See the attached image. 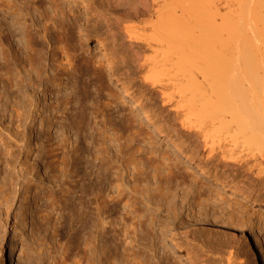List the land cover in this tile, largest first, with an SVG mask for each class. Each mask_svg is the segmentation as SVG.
Returning a JSON list of instances; mask_svg holds the SVG:
<instances>
[{"label": "rangeland", "instance_id": "obj_1", "mask_svg": "<svg viewBox=\"0 0 264 264\" xmlns=\"http://www.w3.org/2000/svg\"><path fill=\"white\" fill-rule=\"evenodd\" d=\"M102 1L59 0L78 15H46L56 0H0V264H10L11 247L20 264H120L129 241L143 240L153 241L156 264L187 261L196 249L197 264H228L208 238L237 247L233 264H264V207L240 202L264 195V170L220 151L206 156L183 111L170 107V86L166 94L146 79L148 66L135 59L142 43L130 47L114 15L86 14ZM28 35L37 53L21 48ZM33 53L44 56L39 73ZM212 218L223 227L201 220Z\"/></svg>", "mask_w": 264, "mask_h": 264}, {"label": "bare ground", "instance_id": "obj_2", "mask_svg": "<svg viewBox=\"0 0 264 264\" xmlns=\"http://www.w3.org/2000/svg\"><path fill=\"white\" fill-rule=\"evenodd\" d=\"M55 3L54 13L47 12L46 15H78L74 5L69 4V9L65 10L59 0ZM101 3L100 9L88 5L86 14L114 15L117 24L112 22V25H119L116 27L118 30L122 28L120 33L129 38V46L135 42L142 43L145 50L143 53L136 52L135 59L142 66H148L151 73L146 79L161 90L170 86V107L176 114L183 111L182 126L190 135L200 138L206 156L212 158L216 151H220L231 163L242 162L264 170V0H103ZM26 40L27 46L23 45L26 47L22 46V49L27 48L28 53L40 50L39 43L34 42L32 36ZM18 44L22 45V42ZM10 48L7 49L9 52ZM13 54L5 58L10 65H13L10 63L14 61ZM37 57L33 53L29 63L43 66L44 56L38 57L41 59ZM39 67L36 68L37 72ZM120 89L122 98L136 106L137 103L129 98V90L124 86ZM137 113L150 119L140 110ZM150 132L165 137L152 126ZM168 149L185 164L193 165V160L180 149L171 145ZM252 160L254 162L251 163ZM192 167L194 173L205 176L204 182L222 189L229 187L225 181L209 178L204 168ZM229 191L232 195L240 194L237 187H231ZM173 192L176 195V191ZM242 196L240 202L247 200L252 205L264 207V195L252 198ZM201 220L223 227L219 220L213 218ZM236 237L242 239V235L237 234ZM213 239L205 241L222 252L228 264L240 259L235 245L224 241L220 242L221 247H217L218 244H215L218 241ZM143 241H138L136 245H133L135 241L127 242L129 246L124 245L123 253H119L124 255L120 264H133V261L134 264H141V260L144 264H156L155 254L151 253L155 250L153 241ZM137 247L142 251H136ZM186 249L191 250L189 247ZM10 250V264H20L15 249L11 247ZM201 253L196 249L195 258L189 256L188 262L170 260V264H197L203 260Z\"/></svg>", "mask_w": 264, "mask_h": 264}, {"label": "water", "instance_id": "obj_3", "mask_svg": "<svg viewBox=\"0 0 264 264\" xmlns=\"http://www.w3.org/2000/svg\"><path fill=\"white\" fill-rule=\"evenodd\" d=\"M7 258H8V254H7V256H6Z\"/></svg>", "mask_w": 264, "mask_h": 264}]
</instances>
